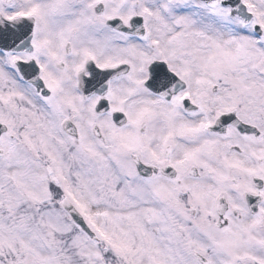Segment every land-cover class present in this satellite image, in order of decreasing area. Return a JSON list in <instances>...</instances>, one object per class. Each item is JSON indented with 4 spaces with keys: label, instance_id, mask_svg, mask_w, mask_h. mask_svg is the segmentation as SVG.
Here are the masks:
<instances>
[{
    "label": "snow or ice",
    "instance_id": "obj_1",
    "mask_svg": "<svg viewBox=\"0 0 264 264\" xmlns=\"http://www.w3.org/2000/svg\"><path fill=\"white\" fill-rule=\"evenodd\" d=\"M0 264H264V0H0Z\"/></svg>",
    "mask_w": 264,
    "mask_h": 264
}]
</instances>
